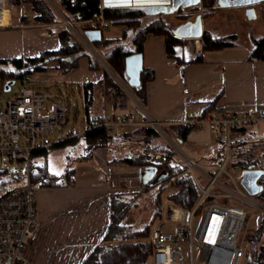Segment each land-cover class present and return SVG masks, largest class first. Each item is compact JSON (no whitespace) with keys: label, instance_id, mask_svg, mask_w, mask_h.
Masks as SVG:
<instances>
[{"label":"crops","instance_id":"crops-1","mask_svg":"<svg viewBox=\"0 0 264 264\" xmlns=\"http://www.w3.org/2000/svg\"><path fill=\"white\" fill-rule=\"evenodd\" d=\"M100 3L103 7H140L170 4L171 0H100ZM199 3L179 7L165 14L143 13L141 18L143 21L148 17L161 16L169 23L172 34L180 38V42L174 46L175 54L182 61L197 55H200V59L184 66L166 54L163 34L146 33L141 51L142 67L151 68L152 77L145 81L143 101L136 98L132 87L129 89L131 97L114 86L108 87L98 117L91 111L93 88L92 100L87 103L85 127L89 121L97 120L105 113H132L139 118L141 109L171 132L174 130L173 124H181L184 118L201 114L207 109L219 112L264 108V58L250 57L249 54L253 47L252 40L264 34V23H255L257 19H264V0L225 6L216 1L212 8L202 7ZM182 8H191L197 12L193 17L189 16V12L186 16L176 17L174 13ZM106 19L108 24L103 27L111 22L109 18ZM75 21L82 33L87 28L86 24L83 20ZM198 22L201 29L199 36L175 34L176 31L181 34L186 29L191 30L193 24ZM242 22L250 28L246 31L243 29L245 32L239 36L238 32L242 31L233 24ZM60 25V21L36 23L29 17H20L16 21L10 17V24L0 27V58L34 56L42 50L57 49L59 41L53 28ZM119 25L123 27V24ZM128 30L130 32L126 40L129 45L126 49L134 52L132 29L128 28L125 35H128ZM202 32L213 38L228 34H235V38L233 44L201 50ZM126 36L118 41L122 42ZM85 48L96 55L98 52L103 53L88 40ZM55 65L54 60L48 61L43 70L34 71L28 78L43 83L51 78L62 77L65 82L78 84L87 81L98 83L103 76L102 68L88 67L87 56H80L77 65L65 73H60ZM257 124L264 125V121L254 125ZM187 130L185 140L178 144H185L191 154L202 162L214 161L212 158L219 150V141L207 130ZM246 130H235L231 132V137L235 140L259 138L255 136L256 133ZM96 153L70 166L72 173L67 184L36 186L35 203L39 226L28 243L29 264L36 261L41 253L50 251H65L71 256L69 262L80 264L105 232L109 220V199L112 195L121 196L124 193L121 181L136 176L141 183L140 168L119 161L108 162Z\"/></svg>","mask_w":264,"mask_h":264},{"label":"built area","instance_id":"built-area-1","mask_svg":"<svg viewBox=\"0 0 264 264\" xmlns=\"http://www.w3.org/2000/svg\"><path fill=\"white\" fill-rule=\"evenodd\" d=\"M45 1L85 47L87 40L74 26L76 21L64 17L52 0ZM10 17L7 1L0 0V27L9 25ZM83 22L87 28L108 24L102 14ZM113 79L124 86L118 76L113 75ZM6 81L0 77V173L10 181L0 191V264H29L28 243L39 226L36 185L30 179L31 156L46 149L50 145L46 133L64 123L66 100L58 91L33 88L5 93L12 84L5 89ZM140 113L139 118L132 113H105L92 126L115 132L126 125L145 123L160 135L163 133L198 190L193 205L187 208L174 200L173 188H167L162 216L150 228L151 250L143 264H239L244 256L240 234L247 215L243 206H253L264 213V204L256 202L240 178L235 180L227 170L230 134L237 128L246 129L264 121V108L219 112L207 109L181 121L187 129L207 130L219 141L218 160L212 158L211 162H202L183 150L164 133L158 120L141 109ZM222 174L229 183L221 178ZM228 200L236 204L227 203Z\"/></svg>","mask_w":264,"mask_h":264},{"label":"trees","instance_id":"trees-1","mask_svg":"<svg viewBox=\"0 0 264 264\" xmlns=\"http://www.w3.org/2000/svg\"><path fill=\"white\" fill-rule=\"evenodd\" d=\"M9 8L13 6H21L28 4L31 10V18L36 23H54L61 21L60 15L45 0H6ZM61 14L70 20H84L102 14L104 18H109L112 23L123 24L121 36L118 38H103L93 42L94 45H105L115 42L110 47L107 54L98 55L108 64L118 77L124 76V56L131 52L123 48L122 42L118 40L123 38L128 28L132 29L131 41L134 44L133 51H142V43L146 33H159L164 35L165 51L168 56L174 57L176 61L184 66L190 61L199 60L200 55L192 59L182 61L175 52L174 46L180 42V38L174 36L161 16H155L147 22H141L143 10L140 7H103L100 0H53ZM199 5L206 8H212L216 5V0H200ZM21 17H27L25 14ZM52 30V28H48ZM58 37L59 46L54 50H42L34 56H19L11 58H0V77L5 80H20L28 77L34 71H40L45 68L48 61L54 60L56 68L60 73H65L77 65L80 56H87L88 67L97 68V61L91 52L82 46L74 37L70 29L64 25L53 28ZM235 34H228L220 37H211L206 32H202L200 49L219 48L225 45L233 44ZM253 47L249 52L250 57L264 58V34L252 40ZM152 77V69L142 67L140 72V83L138 86L132 87L136 98L143 101L145 96V81ZM107 73L103 72L102 78L98 81H106L109 87L114 86L112 82H107ZM96 83L82 82L83 97L85 101V113H87V103L92 100L93 88ZM107 92L106 88L103 90ZM93 121H89L88 127L78 135L67 136L59 141L51 143V145H61L64 143H74L78 137H81L85 143V147L96 149L100 147L110 146L115 143L119 130L115 132H107L104 127L92 126ZM174 130L171 132L163 128L164 133L173 141L182 143L185 140L187 128L183 124H173ZM141 134L147 140L159 136L163 142L159 153L155 154L150 151H139L125 154L118 158V161L126 165H135L145 171H151V176L139 184L140 190L154 189L155 210L153 216L159 219L162 216L160 194L167 187L173 188L174 200L180 205L190 208L196 197L198 190L194 185L191 177L184 168V165L178 158L175 151L169 145L167 140L163 138L159 132L149 125L140 127ZM235 130L244 131L243 128ZM234 130V131H235ZM123 136H127V132H121ZM157 138V137H156ZM249 142V143H248ZM257 140H247L241 138L235 140L230 137L231 154L229 158V166L245 168L248 165L252 167L264 168V159L261 160L253 152V148ZM249 144V146H247ZM46 149L37 150L34 153L45 151ZM154 151V150H153ZM220 150H217L213 159L218 160ZM93 153L85 158H77L78 160L92 157ZM72 170L69 166H65L60 174H47L42 168L30 176L31 182L36 186L39 185H63L70 182V174ZM9 179L2 177L0 173V191L9 183ZM258 182L264 184V174L258 177ZM264 198V185L260 192L257 193ZM128 203L120 199V194L112 195L109 199V220L104 234L99 242L82 258L80 264H143L151 250V242L149 240L150 228L153 218L144 223L140 228H133L121 232L119 224L120 218L128 208ZM264 235V213L260 215L256 226L245 235V250L243 264H264V242L261 238ZM120 236V237H119ZM119 237V238H118ZM117 240V241H116Z\"/></svg>","mask_w":264,"mask_h":264},{"label":"rangeland","instance_id":"rangeland-1","mask_svg":"<svg viewBox=\"0 0 264 264\" xmlns=\"http://www.w3.org/2000/svg\"><path fill=\"white\" fill-rule=\"evenodd\" d=\"M190 9L191 8H182L179 11L180 13L177 11L174 14L176 15V17L180 18V16L188 15L187 12H189V16L193 17V15L197 11H193L192 9L191 10ZM10 13H11V18L14 21L18 20L23 14L31 18L30 17L31 10L29 9L28 4H23L21 6L19 5L13 6L10 8ZM151 18L153 17L150 18L148 17L146 19H143V21L142 18H140V20L143 23V22H147ZM165 22L169 26V23L167 21ZM255 23L256 24L264 23V19L263 18L257 19ZM234 25L238 27L237 28L238 30L241 29L242 31V32H238L239 36H242L243 32H245L248 29V27L250 28V26L245 22H242V24L234 23L233 26ZM74 26L78 30L81 29L79 24L75 23ZM100 29L103 38H118L121 36V31L123 27H121L119 23L109 22V25L107 27H101ZM243 29L245 31H243ZM129 32L130 30H128L127 33L128 35L127 36L125 35L126 38L122 40V46L125 49L126 46L129 45L126 40L129 37ZM114 43L115 42L108 43L105 45H98L97 47L99 48L98 50L103 51V54H107L108 51L110 50V47ZM91 54L95 58L94 60L97 61L98 67L102 68L103 72L107 73L108 76L107 82L108 81L112 82L114 87L118 88L120 91L123 90L131 97L130 94L131 91H129L131 87L125 84L126 83L125 75L123 77H119L120 80L124 81V86L118 84L119 81L113 79V75H116L115 72L108 66V64L103 60V58L100 59L104 61L107 67L104 66V64H102V62L99 60L100 57L99 55H96L95 53H91ZM80 84L81 83L77 84V83L65 82V80H63L62 77H56L54 79L51 78L49 80L44 81L43 83H40L35 80H31L28 77H24L21 80L20 78L14 80L10 86L11 87L10 90L5 93L19 91L23 88H34L36 90H45L50 92L58 91L63 95V97L66 100V111H65L66 118L61 126L52 129L51 131L46 133V139L50 144L65 138L67 135H71L73 133L74 134L81 133L85 129V124H87V119H85L86 113H85V101L83 97V88L81 87ZM106 85L107 83L106 81H104V82L96 83L94 86V94H93L94 100L92 102L93 105L91 107V111L96 113V116L98 117L100 116L99 107L102 103V99L105 93L103 90H105V88L106 90H109L108 88L109 86ZM46 103L48 105L49 100H47ZM144 125L145 123L131 124L126 127L124 126L119 130V134L117 135L118 136L117 139H115V143L113 144L110 143L109 147L108 146L106 147V145L105 147H100L96 149L85 147V143L81 137H78L74 143H64L58 146L49 145L45 151L34 153L31 156V169H32L31 174L36 172L37 168H42L47 172V174L51 172L58 175L61 173V171L65 166H69V167L72 166L74 162L78 161L77 158L88 157V155H90V152L93 154L97 152L98 155H100V157L104 158L108 162H117L118 158L125 154L130 155V153L139 152L142 150L150 151L154 153L156 152L155 154H158L159 149L162 148L161 146H163L162 145L163 142L159 138V136H156L157 138L153 137L147 140L146 137H144L141 134L140 127ZM246 131L252 132L254 134L256 133L255 136H259V138L257 137V139L256 138L253 139V140H257V142L253 144L255 146L253 148V152L254 154H256V156H258L261 160H263L264 159V125L261 124L252 125L249 126ZM121 132H127L126 134L127 136H123ZM161 134H162L161 136L164 138L165 135L163 133ZM245 139L251 140L249 137H245ZM247 146H249V144ZM98 149H100L102 152L97 151ZM182 149L187 151L189 154H191L190 149L186 148L185 144L182 145ZM242 169L243 168L241 167L228 166L227 170L233 175L235 180H239ZM140 172H141L140 177H142L144 175V169H141ZM3 176L5 175H2V177ZM221 178L224 179L227 183H229V180L225 178L224 174H222ZM121 182H123L122 187L124 189L123 190L124 193L120 196V199L123 200L124 202H127L129 205L127 210L119 220V224L122 229L121 232H124L125 230L128 229L140 228L143 226L144 223L148 222L150 218H153V221L150 225L152 227L157 221V218L153 216L156 206L154 205L155 203L154 193H153L154 189L149 188L141 191L139 187L138 177L136 176L126 177V179ZM168 187L169 186H167L160 194L161 202L159 205L161 206V210H163L164 194ZM252 197L256 202L264 204V198L260 197V195L253 194ZM227 203L236 204V202L233 200H228ZM243 208L245 209L247 215L240 234V246L243 250H245V243H246L245 235L251 232V230H253V228L256 226V223L260 218V215L263 213V210L248 205H244ZM261 242H264V235L261 238ZM70 260H71V256H69V254L65 251H61V252L50 251V253L48 252H45L44 254L41 253L38 259L34 261L32 264H73V262H69ZM243 262H244V256L239 264H243Z\"/></svg>","mask_w":264,"mask_h":264},{"label":"water","instance_id":"water-1","mask_svg":"<svg viewBox=\"0 0 264 264\" xmlns=\"http://www.w3.org/2000/svg\"><path fill=\"white\" fill-rule=\"evenodd\" d=\"M200 0H171L170 4H156V5H143L140 8L146 14H165L168 12H174L179 7H186L194 4H198ZM221 6L225 5H244L253 3L256 0H216ZM89 42L98 41L101 38V32L99 28H86L83 30ZM178 35H193L199 36L201 34L200 23L193 24L192 29H186L181 34L175 32ZM99 60L106 66L102 59ZM124 75L126 77V83L130 87L138 86L140 83V72L142 70V54L140 52H129L124 56ZM107 67V66H106ZM12 80H7L5 83V89H8ZM151 171H145L141 177V181L145 182L150 176ZM264 174V168L252 167L248 165L243 168L240 173V182L246 188L250 194H257L263 188L262 183L258 182V177Z\"/></svg>","mask_w":264,"mask_h":264}]
</instances>
